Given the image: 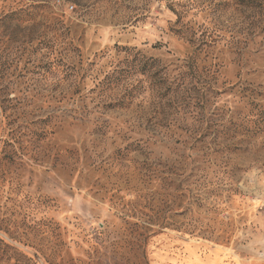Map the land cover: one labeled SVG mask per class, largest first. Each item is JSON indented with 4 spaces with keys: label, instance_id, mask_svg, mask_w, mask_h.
Listing matches in <instances>:
<instances>
[{
    "label": "rangeland",
    "instance_id": "1",
    "mask_svg": "<svg viewBox=\"0 0 264 264\" xmlns=\"http://www.w3.org/2000/svg\"><path fill=\"white\" fill-rule=\"evenodd\" d=\"M263 107L264 0H0V264H264Z\"/></svg>",
    "mask_w": 264,
    "mask_h": 264
},
{
    "label": "trees",
    "instance_id": "2",
    "mask_svg": "<svg viewBox=\"0 0 264 264\" xmlns=\"http://www.w3.org/2000/svg\"><path fill=\"white\" fill-rule=\"evenodd\" d=\"M256 122L258 124H255ZM256 122L254 123L255 129L252 130L253 134H261V132L264 133V107L258 112Z\"/></svg>",
    "mask_w": 264,
    "mask_h": 264
}]
</instances>
